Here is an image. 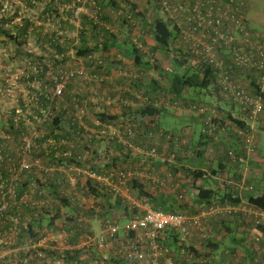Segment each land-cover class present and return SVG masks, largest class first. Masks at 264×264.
Here are the masks:
<instances>
[{"label":"trees","instance_id":"trees-1","mask_svg":"<svg viewBox=\"0 0 264 264\" xmlns=\"http://www.w3.org/2000/svg\"><path fill=\"white\" fill-rule=\"evenodd\" d=\"M2 1L0 0V36L5 39L3 44L6 46H4L5 52H7L6 55L14 58L10 61L16 62L17 68L21 71L16 81L23 89L13 87L14 100L9 105H2L3 103H0V264H10L13 260L17 261L16 264H55L54 262L56 261L63 264H87L86 254L92 251L91 248L99 250L96 245H92L91 248L86 246L76 247L80 242L77 238L78 236H82L85 232L90 235L86 230L87 222L85 217L91 216L93 213L91 210L93 209L90 207V200L88 198L95 197L100 199L101 202L107 201L110 196L115 197L114 199L116 200L120 199V194L115 195L111 193L105 185H93L91 180L83 175L74 174V183L69 185L66 181L65 173L62 175L55 173L54 176L43 175L44 180L42 181L39 172L35 168H32L28 172L23 169L19 171L21 157L17 156L14 144L18 145L24 136H29V132L33 129L40 130L44 128L43 131L46 133V137L48 136L57 140L64 138L66 135L64 127L72 128V132L77 133V142L79 141L80 143L82 139L86 138V141L84 140L80 144L81 148H78L79 152L76 154V157L75 155H64L63 157L56 158L54 157L55 151L51 150L49 154L52 155L48 157L47 162H51L55 166L59 164L76 167L87 166L97 173L105 175L108 173L116 176L119 173L124 174L126 171H121L122 167L117 166V160L126 158L127 154L131 158L129 152L136 151L135 149L127 148L121 143H117L114 136L101 137L98 131L103 128V125L112 123H116L114 125L130 124L133 137L129 140L137 149L141 150L144 148L147 150L146 153H143V156L148 157L147 162L150 161V157H154L156 154L160 165H171L170 167L178 164V160L183 154L188 155L190 158L194 156L196 158L205 157V153L209 152L214 159L218 158L217 167L215 166L206 171L194 169L191 175L192 179L195 180H199L201 176L205 175H213L215 177L219 172L223 173L226 171L225 169L227 168L225 166L229 162L226 147L234 155H241L239 154L241 153L240 148L235 150L233 147L226 145H223V154L218 155L217 150L214 151V148H219V145L214 142L219 140L220 134L218 135V132L220 129L224 128L223 130L227 131L228 124H230L238 129L247 130L242 121L243 115L241 114L240 117L233 118L231 113L226 117L229 121L228 124L224 122V116L222 118H219V116L210 117L211 122L216 124L217 130L210 134H207V131L199 132L197 144L190 145V150L179 152L168 150V145L172 143L181 148L186 147L181 143V139L184 138V131L177 128H161L159 118L160 114L164 112L162 109L169 107L166 106L167 103L174 107L177 104L184 105V102H186L184 92H188L189 89H201L209 95H212L214 90L218 93L216 88L219 71L209 63H202L201 60L198 62L189 53L187 47L178 40L174 24L170 20L163 18L159 12V7L155 3V0H144L142 10L132 8L130 0H79L76 5H81L86 10V13H80L76 17L73 15L74 8L70 5L72 1L76 0H55L54 3V0H50L41 11L38 13L34 12L32 15L34 21L42 22L43 18H46L47 22L52 25L53 29L43 35H40L42 31L41 25L35 26L28 18L20 19L19 23L15 22V18H19L18 12L21 8L15 5L12 0V5L11 3L3 5ZM20 1L29 10L38 9L34 4V1L38 0ZM120 3L125 5L124 7L127 11L125 13L118 11L115 14L120 16V14L124 13L123 20L125 21L123 22L127 27L124 31L113 33L108 26L105 28L103 24L109 21V16L106 15L108 10L119 9ZM255 7L257 8L256 12L261 11H259L258 5H255ZM60 11L64 17L63 19L59 15ZM127 12V15H130L129 19L125 18ZM91 15L95 18H92ZM246 24V32L249 34V39L254 40L258 35L255 34L256 31L252 30L251 23L247 21ZM28 34L33 35L37 41L39 35L42 36L43 44L38 48L39 55L29 51L27 48L26 36ZM242 35L238 29L232 30V37L234 36L235 39L232 47H245ZM147 38L151 39L152 45H147ZM75 39H78L75 45V49L77 50L75 51L76 57H81L80 59L84 62L86 56L96 58V61H94L96 64L93 63L91 67L87 66L90 74H98L101 70L102 72L105 70L106 53L108 51L106 46L112 40H114L113 46L119 47L122 45L124 47L129 45L127 52L129 56H133V64L143 69V73L147 76L146 78H150L149 81L152 82L154 78L150 77L146 69L152 68L158 71L160 80H154L153 86L155 84L159 92L161 91L162 95L160 97L156 98L147 94L146 91L149 89L144 85L142 86L143 82L141 81L135 83V85L134 83L129 85L138 86L140 90L146 92L145 95H142L143 98H141L140 108L138 109V115L142 118L139 123H137L138 120L127 119L132 116L130 115L131 105L129 100L131 97L128 94L129 92L121 91L117 94V98L114 95L110 96L114 101H118L120 97L121 100L127 102V104L121 105L123 108L121 112L117 114L110 113L109 109L113 106L111 105L112 103L106 104L107 97L103 91L107 82L104 80L102 82L92 80L86 87L92 85L94 89H102V91L97 95L98 103L95 104L94 109L91 106L89 110L90 119L87 120L86 116L82 118L89 129H81L77 124L70 125V123L65 121L64 127H61L62 113L57 109L54 100L49 103L50 94L48 92L52 87V77L56 75V70L60 67H65L66 64V54L60 57V53L67 51ZM134 39H137L142 46L139 47L133 43ZM220 56L224 57L223 67L226 69V66L230 65L231 50L220 53ZM166 60H170L174 66L170 69L166 68L164 66ZM8 62L7 60L6 63ZM232 68L233 72L230 73L232 78L241 73V70L233 65ZM165 80H167L166 83ZM74 81L78 80L70 79L68 84ZM30 84H35L36 87H30ZM6 86V81L3 84L1 83L0 96L4 93V88L7 89ZM83 88H85V85H83ZM109 88L112 87L109 86ZM24 90L27 93L29 92V95H34L32 106H27L24 103L23 99L27 96L23 92ZM248 90L252 93V96L260 95L264 101V93H258L257 84L254 79H251L250 83H248ZM165 91H167L166 94H164ZM192 94L194 96L197 95L196 91H193ZM101 96L104 99L100 100ZM67 97V95H64V100H69V97ZM188 102H190V104L188 103L190 112L202 118L203 114L198 113L197 109L200 106H205V104L199 103L195 98ZM3 106H6V109H3ZM187 106L185 104V107ZM41 110L52 112L51 116H46L44 123L41 122V119L45 114H42ZM27 120L31 123L32 127L28 125ZM93 120L98 121L100 126H94L92 124ZM118 120L126 123L119 122ZM189 126H191V129L195 128L194 123L189 124ZM139 127H142V129ZM49 129L51 131L48 135ZM90 129L93 131H90ZM140 130L142 131L141 133ZM189 133H191L190 136L195 135L194 129L190 130ZM143 135L149 141H163V144L166 145V150L157 151L155 146L149 144L148 148L143 145H136ZM46 137L39 136L35 140L36 145L40 146ZM124 137L125 139L127 138L126 135ZM235 138V141L239 140L237 136ZM102 140L107 141V146L99 147L98 143H101ZM111 143L112 145H110ZM68 149L69 147H63V153L67 154ZM189 152L190 154H187ZM39 155L41 156L40 151H38L35 157L40 158ZM122 163L125 164L126 162L122 161ZM141 170L144 169L142 168ZM147 177H150V173L148 172H146L145 176H135L131 181H126L127 184L125 185H130L131 190L134 191L131 194L137 198H146L153 209H161L171 213L196 214L199 210L205 209L214 201L220 203L238 202L237 198H233L231 193H227L224 190L219 191V189H204L200 186H194L195 194L191 202L189 201L191 209H183L174 205L169 206L168 199L163 197V193H157L158 198L156 196L154 198L151 196L152 194H147L150 190L144 188L135 189L138 181ZM161 178L164 179V177ZM142 180L144 183L147 181L145 179ZM56 181H59V183ZM96 186H100V189L103 188L100 191L101 193L95 190ZM178 198L176 199L179 201L181 197ZM120 200L122 201V199ZM156 201H158V205H155ZM247 202L255 208L264 210V190L256 195L247 197ZM127 210H129L128 207ZM132 213V216L137 213L135 208L132 209ZM111 221L117 223L115 220ZM256 230L260 237L263 238L264 227H257ZM61 231H65L68 234L70 232L74 233L72 237L64 235L65 240L62 239L64 246L62 251L54 249H48L47 251L38 245L49 233H59ZM73 236H76L75 240H73ZM217 248L218 246L214 245L212 240L207 243V249L210 253H213L214 250L216 251ZM30 250L31 253L28 254ZM262 258L264 259V257Z\"/></svg>","mask_w":264,"mask_h":264},{"label":"built area","instance_id":"built-area-1","mask_svg":"<svg viewBox=\"0 0 264 264\" xmlns=\"http://www.w3.org/2000/svg\"><path fill=\"white\" fill-rule=\"evenodd\" d=\"M78 1L70 3L74 8V17L86 11L81 5H76ZM257 1L155 0L159 12L163 18L174 24L178 40L187 47L189 53L198 62L201 60L202 63H209L219 71L216 88L219 97L229 105L235 106L243 115L242 121L247 130L237 128L235 131L240 140L241 153L239 154L241 155L236 156L230 150L227 151L229 162L225 168L234 165L235 175H227L225 171L224 175L214 177L218 187L224 189L229 186L237 194L253 191V185L247 181L248 167L244 166L245 168L240 170L237 169V165L244 163L246 159L255 154L256 147L253 136L255 128L259 126L264 130V101L260 95L252 96L248 90L249 79H254L258 93H264V30L254 40H250L249 34L246 32V23L251 10L255 5H258ZM91 17L95 18L93 15ZM129 17L130 15H127L125 18L129 19ZM233 29H238L243 34L244 48L232 47L235 42L234 36L232 37ZM133 43L139 47L142 46L137 39H134ZM228 50H231L230 65L224 69V57L220 56V53L228 52ZM94 61H96L95 57L86 56L83 63L92 66ZM232 65L241 70V73L234 78L230 76V73L233 72ZM52 78V87L48 92L50 94L49 103L54 100L57 109L62 113L61 127H64L65 121L70 125L77 124L81 129H89L82 120L83 117H87V107H81L73 97H70V100H64L65 90L70 79L80 80L79 83L86 86L92 80L102 82V77L98 74H90L80 61H75L71 67L58 68L56 75ZM131 78L134 79L135 76ZM29 86L36 87L35 84ZM25 94L29 100L26 105L32 106L34 95H29V92ZM89 102L97 104L98 99L90 95ZM108 103H111L109 97L106 98V104ZM120 103L121 105L127 104L125 100H121ZM40 112L45 114L41 119L42 123L45 122L46 116L52 114L46 110ZM197 112L206 115L209 109L206 106H200ZM215 116L214 110L209 116L207 115L202 123V132L207 131V134H210L217 130L216 124L210 120ZM92 124L100 126L96 120H93ZM114 124L116 123L103 125L98 133L103 138L114 136L117 143L138 151L139 149L134 147L129 140L133 137L130 124ZM28 125L32 127L31 123ZM43 130L44 128L33 129L29 132V136H24L18 145L14 144L17 156L21 157L19 171L23 169L28 172L35 168L42 181L44 180L43 175L54 176L55 173L61 175L65 173L69 185L74 183V174L83 175L95 185H105L115 195H121L123 192L128 193L127 188L119 186L121 181H131L135 176H139L135 171H126L124 174L119 173L116 176L111 173L99 174L87 167L63 166L62 164L43 165L40 159L32 157L35 150L43 148L46 154H49L52 149L55 151L54 157L56 158L60 156L59 152L70 156L71 154L61 151H63V147H74L73 144L77 138V133H73L72 128L69 127H64L66 134L64 138L57 140L46 137ZM50 131L49 129L48 135ZM90 131L93 130L90 129ZM124 135L127 136L126 139ZM39 136L46 137L40 146L35 142ZM214 143H218V140ZM56 182L59 183V181ZM137 209V213L127 219L124 225L105 221L100 234L95 237L86 236L83 241L84 245H96L100 251L116 250L121 256L123 264H215L216 256L207 249V243L212 240L213 235L212 223L238 215L244 225L252 227L244 226L245 245L251 247L254 255L252 264H264L263 256H260L261 237L256 230L257 227H264V210L255 208L248 203L241 200L237 203L214 201L196 214L165 212L161 209H153L146 203H142Z\"/></svg>","mask_w":264,"mask_h":264},{"label":"crops","instance_id":"crops-1","mask_svg":"<svg viewBox=\"0 0 264 264\" xmlns=\"http://www.w3.org/2000/svg\"><path fill=\"white\" fill-rule=\"evenodd\" d=\"M50 0H44L43 2H45L46 6L49 3ZM132 2V8H138L142 10V4L144 3V0H130ZM55 2V0L53 1V3ZM258 9L261 12H257V15L254 16L253 14H251V16L249 17V19H251L252 23L251 28L252 30L256 31V35L260 34L261 32H263L264 28L258 26V24H263V21L261 23V20H264V0H258ZM43 6V7H44ZM125 5L122 3H120V7L119 9L116 10H108L107 12V16H109V21L105 22V24H103L105 26V28L108 26L111 29V32L116 33V31L120 32V31H124L127 27V25L123 22L125 20H123V15L125 13L126 8L124 7ZM122 10V11H121ZM119 12H124L123 14H120V16L116 15L115 12L118 13ZM86 13V11L84 12ZM47 14V13H46ZM32 14H30L29 17H22V18H28L30 19L31 23H33L35 26L37 25H41V33L40 35L45 34L46 32H48L49 30H52L53 27L51 24H49L46 18H43L42 22H38V21H34L32 18ZM60 17L61 19H63V15L60 11ZM263 18V19H262ZM15 22L19 23L20 21L17 20V18H15L14 20ZM105 21V20H104ZM255 21V22H254ZM40 30V29H39ZM38 37V41L37 39L35 40V37L31 34H28V36H26V42L28 41V39L32 41V44L29 45L27 48L29 49V51H32L36 53V55H39V47L41 46V44H43V38H41L42 36ZM255 35V36H256ZM72 36V35H71ZM68 38V37H67ZM66 38V39H67ZM73 38V37H72ZM77 40L75 39L71 45L68 47V50L60 53V57L63 56V54H66L67 59L65 60V67H71L73 62L75 61H80L83 66H85L86 70L88 71L89 69H87L88 67H91V65H87L86 63H83V60L80 59L81 57H76L75 55V51H77L75 49V45L77 44ZM117 41V40H116ZM115 41V42H116ZM114 40L110 41L109 44H107V58H106V67L105 70L102 72V70L98 73V75L100 77H102V80H104L105 82H107L106 87L103 89V91L106 94V97L113 96L114 97H118L117 94L121 91H127L129 92L128 94L130 95V108H131V114L132 116H130L129 118H127L128 120H138L137 123H139L140 120H142V118L138 115V109L140 108V103H141V98L142 95H145V93L147 92V94H150L152 97H160L162 94L159 92V89L157 88V86L154 84L153 86V81L154 80H160V78L158 77V71L157 70H153L152 68L146 69L147 73L150 75V77L154 78L152 79V82L149 81L150 78H146L147 76H145V74L143 73V69L140 67H137L136 65H134L133 63V56L128 54L127 52V48L129 47V45L122 47V45H120L119 47L117 46H113ZM146 43L148 46L152 45V41L151 39L147 38L146 39ZM67 49V48H65ZM58 56V58H60ZM79 60H76V59ZM166 68H171L173 67V63L170 60H166L165 65ZM132 76H135V78H131ZM147 79V80H146ZM251 80V79H249ZM143 82L142 86H146L148 87L149 90H147L146 92L143 90H140V87H136V86H129L131 84L134 83H139V82ZM130 82V83H129ZM167 82V80H165V83ZM109 86H111L112 88H109ZM141 86V88H142ZM100 91H102V89H94V86L92 87V85H90L89 87L83 88V84L79 83V81H74L71 82L67 85L66 90H65V95H67L69 98L73 97L74 100H77V103L81 106V107H87V120H89V113H90V108L92 106V108L94 109V106L96 103H91L89 102V97L90 95L93 98H97L98 93H100ZM95 92H97L95 94ZM167 91H165L164 94H166ZM184 97L186 99V102H184V105H176V107H174L173 105H169L167 102L166 109H162L164 110L163 113L160 114V118H159V122H160V127L164 128L166 127V129H173L175 127H173L172 125H170L169 122V117L173 118L174 120L176 119L177 122H179V126H177V129H182L184 131V138L181 139L182 140V144L185 145L186 147L181 148L178 145L172 143L168 145V150H176L177 152L179 151H184V150H190V145H194L197 144V139L195 137V135L190 136L191 133L190 130L196 131V128L191 129V126H189V124L194 123L195 124H199L200 126V130L199 132L201 133V126H202V122H204V120L206 119V116L210 115V113L212 112V110L215 111L216 116H219V118H222V116L225 117L224 122L225 123H229L228 119L226 118L227 115L229 113H231L232 117H240L241 113L239 112V110L232 105L230 110H224L221 107L220 102L215 104V105H210L206 102H202L200 100H197L199 103H203L205 104L206 107H208L209 112L206 113V115L201 118L198 115H195L194 113L190 112L189 110V104L191 99H193L194 97H188L187 96V92H184ZM90 94V95H89ZM169 95V94H168ZM193 95V94H192ZM67 97V98H68ZM105 97V98H106ZM101 99H104V97L101 96ZM189 99V100H188ZM196 99V98H195ZM70 100V99H69ZM188 100V101H187ZM121 98L119 97L118 101H114L110 98V102L112 103L111 105L113 106L112 108L109 109L110 113H119L122 111V106H121ZM189 103V104H188ZM185 104H187L188 106L185 107ZM217 108V109H216ZM97 110V108H96ZM218 110V111H217ZM130 112V111H129ZM126 119V120H127ZM202 120V121H201ZM119 121V120H118ZM119 122H124V121H119ZM126 123V122H124ZM227 126V125H226ZM140 129H142V127H139ZM224 129V128H223ZM220 129L218 132V135L220 134L219 140H218V144L219 148L217 149V153L219 154H223L224 150L222 148H224V146H228V147H233L235 150L240 148L239 147V143L240 140L235 141V131H236V127L232 126L230 124H228L227 127V131ZM256 131V133H259V131L264 132V130L257 126L254 130V132ZM142 131L140 130V133ZM230 132V134H229ZM254 134V133H253ZM255 137V136H254ZM83 138V137H82ZM145 137L143 135V137L140 138L139 142L136 145H143L144 147L148 148L149 145L151 146H155L157 151H162V150H166V145L163 144V141L160 140H155V141H149V139ZM77 139V138H76ZM75 139V143L73 144L74 147L70 148L67 150L68 154H71L72 156L75 155L79 152L78 148H81V145L83 143V141H86L85 139H82L79 143V141L77 142V140ZM256 140V138H254V141ZM257 141V140H256ZM107 141L102 140L101 143H98L99 147H104L107 146ZM149 144V145H148ZM112 145V143L110 144ZM224 145V146H223ZM142 146V147H143ZM255 147L256 143H255ZM227 151H229V149L226 147L225 148ZM42 150V151H41ZM52 149H50L51 151ZM225 150V151H226ZM38 151H40L41 156L39 155L42 161L43 165H47V164H51V162H47L48 161V157L52 154H46V152L44 151V149H39L37 151H34L32 154V157H35L36 154H38ZM257 149L255 150V154L251 157H249L248 159H246L244 161V163L240 164L238 163L237 165V169L243 170L246 166L248 167V179L247 181L250 182L253 185V191L251 193H247V192H243L242 194H237L236 192H234L232 190L231 187L226 186L224 187V189L218 187L215 183V179L214 176H201V179L199 180H195L192 179V175L191 173L193 172L194 169H199L201 171H206L209 170L211 168H214L215 166H218V158L214 159H208L206 160L207 162H205V158H200V157H192L190 158L188 155L183 154L182 157L178 160V164H175L174 166L170 167V166H163L160 165L157 158V154L154 157H150V161L147 162L148 157L143 156V153H146L147 150L142 148L139 151H130L129 154L131 155V158H129V155L127 154V159L123 158L122 160H117V166L118 167H122L121 171H127V170H131V171H135L139 174V176L143 175L145 176L146 172L150 173V177L147 178H142L147 180L145 183L144 181L141 179L140 181H138V184L136 185L135 189H139V188H144L147 190H150L147 192V194H152L151 196L155 198H158L157 193H163L164 196L166 197V199H168V205H174L175 207H179V208H183V209H191L192 207L189 205V201L191 202L193 195L195 194V189H193L194 186H200L203 187L204 189H219V191H226L227 193H231L233 198H237L238 202L241 200L242 202L248 203L247 202V197L251 196V195H256L257 193H253L254 192V182L257 178H259V169L258 167L256 168L254 163L257 161V154H256ZM43 152V153H42ZM63 152V151H61ZM157 153V152H156ZM226 153V152H225ZM59 155L61 157L64 156V154L59 152ZM58 156V157H60ZM221 157V156H220ZM125 159V160H124ZM122 161H125L126 163L123 164ZM191 162V163H190ZM234 166V165H233ZM232 165L227 166L226 170V174L227 175H235L234 170L235 168H233ZM245 166V167H244ZM87 167V166H86ZM230 167V168H229ZM88 168V167H87ZM144 170H141V169ZM152 171V172H149ZM224 173V172H223ZM222 172H219L217 174V176H222L224 175ZM161 177H164V179H162ZM92 182V181H91ZM122 183L119 184L120 187H125L127 188L128 193H133L134 191L131 190L130 185H125L127 184L126 181H121ZM93 183V182H92ZM94 185V183H93ZM100 186H96L95 190L98 193H101L100 191H102L101 189L103 188H99ZM159 188V189H158ZM178 188V189H177ZM156 189V190H155ZM228 191H227V190ZM155 191V192H154ZM174 193V195L176 196H172ZM179 192H181V194H179ZM155 193V194H154ZM133 195V194H132ZM182 195V196H181ZM134 196V195H133ZM135 198H130L129 195L125 194L124 192L120 195V199H122V201L120 199L116 200L114 199L115 197L110 196L109 199L107 201L101 202L100 199H97L95 197H90L88 198L89 204L91 210L93 213L91 216H87L85 217L86 220V230L90 233V235L92 236H98L102 230V226L104 225L105 221H110L111 220H115L117 221V224L119 225H124L121 224L122 221L129 219L130 217H132V209L135 208L136 211L138 210V206L142 205V203H146L147 205L150 206V203L148 200H146V198L141 197V198H137L136 196H134ZM181 197L180 200L178 201L176 198ZM86 198V197H85ZM87 199V198H86ZM179 199V198H178ZM102 203V204H101ZM155 205H158V201L155 202ZM127 207L129 210H127ZM151 207V206H150ZM194 208V207H193ZM131 210V212H130ZM79 222V221H78ZM212 231H213V235H212V243H214V245H217L218 248L217 250L213 251V254L216 256L215 259V264H226V261H230L231 263H235L238 264V262H244V260L249 261V259H251L254 255H253V251L251 249V247L245 245L246 242V232L244 229V226H247L248 228H252L249 225H244V223L242 222L240 216L236 215L230 218H227L225 220H218V221H214L212 223ZM230 231V232H227ZM64 235L66 237H72V235H74L73 232H70L69 234L66 233L65 231H61L59 233H49L46 237H44L40 243L38 244L40 247L46 249L48 251V249H54L57 251H62L64 246L62 245V247H58L59 245H61L62 239L65 240ZM86 236H88V234L85 232V234H82V236H78L77 238L80 240V242L78 243V245L76 247H89L91 248L92 245H84L83 241L85 240ZM76 237V236H75ZM75 237L73 236V240H75ZM92 237V238H94ZM55 244L53 246V244ZM228 244L229 246H226V250L223 251L221 254H215L220 245L223 244ZM260 256L264 257V236L263 238H261L260 241ZM234 247H238L239 249L236 250ZM92 251L88 252L87 255V264H123L122 263V259L121 256L117 253V251H113V250H108V251H99V250H95L94 248H91ZM25 251V250H24ZM94 252V253H91ZM31 253V250L28 251V254ZM28 257V256H27ZM252 261V260H251ZM250 262V261H249ZM17 261L13 260L11 261L10 264H16ZM55 264H63V263H59L58 261L54 262Z\"/></svg>","mask_w":264,"mask_h":264},{"label":"rangeland","instance_id":"rangeland-1","mask_svg":"<svg viewBox=\"0 0 264 264\" xmlns=\"http://www.w3.org/2000/svg\"><path fill=\"white\" fill-rule=\"evenodd\" d=\"M2 1V0H1ZM44 0H38V1H34V4L36 5V7L38 8L37 10H29L25 4L20 1V0H12V2L19 6L21 8V10H19L18 14H19V18H17L18 21H20V19H22V17H29L30 14H34V12L38 13L39 11H41L43 9V6L45 5V2H43ZM11 2V0H3L2 3L3 5H8V3H11V5L13 4ZM255 7V6H254ZM253 7V10H252V14L254 16L257 15V12H256V7L254 8ZM263 19V18H262ZM249 23H252L251 19H248ZM263 21V24H264V20H261V23ZM255 22V21H254ZM258 26L264 28V25L262 24H258ZM3 41H5L4 38H2L0 36V86H1V83L3 84L4 81L7 82V86L5 89L4 88V93L0 96V103H3L2 105H9V103H11L14 98V92H13V87H18L19 89H21L22 87L17 83L16 79H18L21 71L17 68V63L16 62H11L10 60L14 59L12 56H8L6 55L7 52H5V44H3ZM32 44V41L31 39L27 41V46L31 45ZM6 47V46H5ZM32 51V49H31ZM33 52V51H32ZM7 60L9 61L8 63ZM11 62V63H10ZM14 65V66H13ZM1 89V88H0ZM23 89V88H22ZM193 91H196L197 95L194 96L192 95ZM24 93H26L27 91H23ZM187 96L188 97H194L196 98L195 100H200L202 102H206L210 105H215L217 103L220 102L221 104V107L224 109V110H230L231 109V106L229 105V103H226L224 102L220 97H219V94L217 92H215V90L212 92V95H209L207 94L204 90H201V89H189V91L187 92ZM24 103L28 105V98L27 96L24 97L23 99ZM6 102V103H5ZM3 109H6V106H3ZM169 122H170V125H172L173 127H176L179 126V122H177V120L173 119V118H170L169 117ZM29 123V122H28ZM195 128H196V131H195V137L196 139L198 138V134H199V130H200V126L199 124H195L194 125ZM201 130H202V126H201ZM253 136H255L254 138H256L255 140V143H256V154H257V161L254 163L255 167L259 169V178H257L254 182V192L253 193H259L260 191H263L264 190V132L262 131H259V133H256V131L254 132ZM181 143H182V140H181ZM217 150V148H214V151ZM187 154H190L187 153ZM200 158H205V162H207L206 160L208 159H212L213 156L210 155L209 152L205 153V157H200ZM191 163V162H190ZM123 187V185H122ZM178 189V188H177ZM172 192V191H171ZM173 193V192H172ZM127 195H129L130 198H135L132 194L130 195L129 193H125ZM172 196H176L174 195V193L171 195ZM127 222V220H124L122 221L121 224H125ZM120 224V223H119ZM62 242H61V245H59L58 247H62ZM226 246L228 247L229 246V243L228 244H223V245H220L218 251L215 253V254H221L223 251H225L226 249ZM236 250H238L239 248L238 247H234ZM252 258L249 259V261H246L244 260V262L242 263L241 261L238 262V264H252L251 262ZM226 264H233L231 263L230 261H226ZM235 264V263H234Z\"/></svg>","mask_w":264,"mask_h":264},{"label":"clouds","instance_id":"clouds-1","mask_svg":"<svg viewBox=\"0 0 264 264\" xmlns=\"http://www.w3.org/2000/svg\"><path fill=\"white\" fill-rule=\"evenodd\" d=\"M104 251V250H103Z\"/></svg>","mask_w":264,"mask_h":264}]
</instances>
